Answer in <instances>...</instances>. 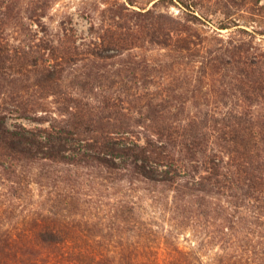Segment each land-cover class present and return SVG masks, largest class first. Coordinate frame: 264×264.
I'll use <instances>...</instances> for the list:
<instances>
[{"label": "rangeland", "instance_id": "374dc122", "mask_svg": "<svg viewBox=\"0 0 264 264\" xmlns=\"http://www.w3.org/2000/svg\"><path fill=\"white\" fill-rule=\"evenodd\" d=\"M217 1L135 0L133 6L128 0H13L10 17L0 19V113L6 115V126L50 127L56 120L69 117L72 98L83 100L86 109L94 110L106 97L113 102L117 98L128 99L116 93L115 88L84 91L78 84L87 83L83 75L91 68L108 67L109 80L97 83L112 85L124 80L132 87L134 84L127 81V70L142 67L145 71L139 72V82L148 88L139 90V99L134 103L137 108L127 113L133 118L129 136L140 143L153 135L145 128L152 121L140 123H146L147 101L159 93L171 100L167 121L179 123L193 118L200 122L199 132L213 133L211 128H203L207 121L220 125V134L229 141L241 139L236 121L245 118L243 112L253 115L252 111L254 122L264 127V98H259L262 104L258 106L246 105L241 94L233 92L240 93L237 81L225 86L224 81L230 79L218 76L213 81L204 76L198 62L201 58L196 56L203 48L196 43L202 41L209 49L227 42L246 43L254 55L263 56L264 35L258 32L264 30V11H237V23L245 32L237 26L218 29L217 16L209 14L212 23L200 16L212 13ZM176 26L187 30L193 41L191 49L170 36ZM45 68L58 70L60 80L54 86L46 83ZM16 104L20 107L15 108ZM122 105L130 108L127 101ZM91 114L103 117L110 112L99 115L86 110L84 116ZM256 129L254 143L249 144L246 154H235L234 163L252 161L260 165L261 159L264 164V131L258 125ZM222 138L217 139L220 149L228 151ZM220 155L227 158V154L217 150L215 156ZM32 169L36 175L30 172ZM40 173L41 169L26 167L20 173L24 183L15 186L0 169V239H10L18 245L17 255L0 247V264H80L74 260L77 257L73 252L78 253L81 248L86 252L84 264L93 258H109L104 264H264V216L251 210L242 186L226 188L228 182L223 177L220 185L224 188L206 186L208 193L197 190L191 194L188 189L182 193L165 184L131 186L129 178L121 180L124 175H118L119 182L116 180L118 183L110 187L97 167L52 164L42 174L57 179L68 177L84 205L65 212L70 216L69 224L77 230L71 243L51 245L34 235V218L40 217L44 200L52 192L37 182ZM69 186L72 185H62L70 190ZM131 195L142 197V208L136 211L149 220V226L157 231L155 235L138 240L132 226L118 228L122 206L119 201ZM170 230L177 236L167 239Z\"/></svg>", "mask_w": 264, "mask_h": 264}, {"label": "trees", "instance_id": "16d2710c", "mask_svg": "<svg viewBox=\"0 0 264 264\" xmlns=\"http://www.w3.org/2000/svg\"><path fill=\"white\" fill-rule=\"evenodd\" d=\"M12 1L0 0L2 9L0 10V19L10 17ZM128 2L136 6L135 0H128ZM261 2L262 0H218L214 4L216 8L212 13L209 12L207 15L202 13L200 16L208 23H212L208 19L209 14L217 16L219 19L216 28L218 29L225 30L237 26L240 32H245L237 23V11L244 12L245 9H249L251 14H259L258 12L264 11ZM194 16L201 20L197 15ZM213 26L215 25L213 24ZM258 33L264 35V30ZM170 36L172 38L177 37L176 42H181L186 49H191L193 41L188 36L186 29H181L179 26L172 27ZM196 44L197 46L203 45L196 56L201 58L198 62L203 67L204 76L213 81L217 80L218 76L230 79V81H224L225 86L233 85V82L237 81V90L240 93L233 92L241 94L243 103L248 104V106L262 104L259 98H264V55L260 57L254 55L251 52V47L246 43L235 45L233 42H227V44L222 43L213 49L205 47L204 41ZM100 58L109 57L101 56ZM127 71L130 73V78L127 81L134 84L132 87L124 80L112 85L97 83L99 80H109L111 71L108 67H93L85 72L83 76L87 83L78 84L82 90L94 91L96 89L115 88L116 93L128 99L117 98V102H113L111 98L106 97L100 108L94 110L92 108L86 109V103L83 100L72 98L73 105L68 109L69 117L56 120L50 127L8 128L5 122V113H0V169H3L10 176L9 180L15 186H21L24 180L20 179V173L28 166L41 169L42 173H45V170L52 164H66L99 168L101 178L107 181L110 187L119 182L118 175H124L125 177L121 180L126 177L129 178L131 186L136 183L165 184L182 193L184 189H188L191 194H195L197 190L208 193L206 186L209 188L222 186L224 188L225 185H220L223 177L228 182L226 188L234 189L237 188L236 186H242L245 190V196L250 200L251 210L263 218V161L260 159V165H256L252 161L241 164L234 163L237 158L235 154H246L249 144H253L257 138L255 135L257 133L256 125L260 126L261 132L264 131L262 124L254 122V111H252L253 115L244 114L245 112L241 114L245 118L237 120L236 124L241 129L242 138L229 141L230 139L220 134L223 131L219 127L220 125H212L207 121L203 122L205 130L209 128L213 130V133L209 135L207 131L199 132L200 122L191 120L193 118L179 123L167 121L166 114L171 109V100L170 97H164L163 94L159 93L147 101L145 105L148 111V115L145 116L146 123H140V125H146L152 121L151 125L149 124L145 128L147 132H151L153 135L147 136L145 143H140L129 136L132 134L129 131V126L133 118L128 117L127 113L137 108L134 103L139 99V90L148 88L146 84L140 85L138 78L139 72H144L145 69L137 67ZM234 72L236 75H233ZM58 73L56 68H45L46 83L54 86L60 80ZM125 101L130 105V108L122 105ZM67 103L70 105L69 101ZM153 103H156L157 106ZM238 105L242 107L241 104ZM14 106L15 108L20 107L17 104ZM25 110H27L26 107ZM86 110L99 115L110 112V115L100 117L91 114L85 118ZM140 114L145 115L142 111ZM180 120L185 121L184 119ZM223 125L227 128L232 126V124ZM221 137L226 140L227 143L224 146L228 151H221L217 141ZM231 144H235L236 147L233 148ZM217 150L227 154V158L222 155L215 156ZM246 164L248 165L246 166ZM33 171L32 169L30 172L36 175ZM42 173H40L37 182L45 188H51L52 192L44 200L45 204L40 217L34 218L37 222L34 235L47 244H69L72 235L77 230L72 224H69L70 216H67L65 212L77 206H83V199L80 197V192L73 189L76 186L74 187L72 182H68V177L66 179V177L58 176L59 179H57ZM41 178H45V181H40ZM116 180L118 182H115ZM63 184H71L72 186H69L70 190H68L62 187ZM189 184L199 185V187L189 186ZM239 184H244V186ZM20 186H17L18 189L21 188ZM125 197L119 201V205L122 206L118 213L121 220L118 223V228H121L122 225L132 226L135 232L133 236H137L138 240L149 235H155L157 231L149 226V220L144 219V215L136 211V209L142 208V202L139 200L142 197L139 199L132 195ZM127 207H130V210H127ZM96 225L102 226L101 223H96ZM176 228L178 230V227ZM176 236L177 234L170 230V235L167 233L166 238ZM0 241L5 242V245H0L2 250L14 251L17 255L15 249L18 245L16 242H11L10 239L5 238H1ZM85 253L82 248L78 253L73 252L77 257L74 260L84 264L86 260L83 259V254ZM93 259L92 261L88 260L86 264H104L102 262L109 261V258H104L102 261Z\"/></svg>", "mask_w": 264, "mask_h": 264}]
</instances>
